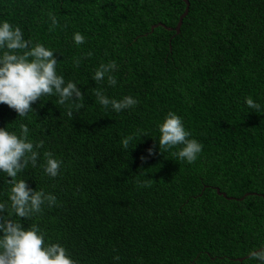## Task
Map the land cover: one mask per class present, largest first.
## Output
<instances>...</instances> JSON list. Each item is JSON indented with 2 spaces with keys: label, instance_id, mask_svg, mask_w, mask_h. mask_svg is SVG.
Instances as JSON below:
<instances>
[{
  "label": "trees",
  "instance_id": "obj_1",
  "mask_svg": "<svg viewBox=\"0 0 264 264\" xmlns=\"http://www.w3.org/2000/svg\"><path fill=\"white\" fill-rule=\"evenodd\" d=\"M189 1L178 34L183 0H0V19L51 47L82 94L70 116L55 96L24 118L0 103V127L23 122L44 141L21 177L56 196L21 223L37 224L76 264H246L264 246V111L244 103L264 105V0ZM109 62L116 85L93 78ZM98 89L137 103L117 113L98 103ZM169 111L202 144L191 163L160 150ZM46 151L63 161L56 177L40 167Z\"/></svg>",
  "mask_w": 264,
  "mask_h": 264
},
{
  "label": "clouds",
  "instance_id": "obj_2",
  "mask_svg": "<svg viewBox=\"0 0 264 264\" xmlns=\"http://www.w3.org/2000/svg\"><path fill=\"white\" fill-rule=\"evenodd\" d=\"M51 26L58 21L50 17ZM75 44L84 43L85 36L79 31L73 33ZM54 50L31 37L26 38L18 24L8 19H0V103L14 109L20 118L35 112L33 104L44 97H57L56 103L65 105L68 102V115L73 107H79L75 100L82 94L73 80H65L58 71V61L53 55ZM116 67L114 62L101 63L93 73L96 81L107 78L110 85H116L111 75ZM98 103L111 107L119 113L137 103V100L125 95L119 100L96 91ZM244 103L250 110L264 111V105L246 97ZM16 121V120H15ZM14 121V122H15ZM11 124V123H10ZM0 127V177H9L6 199L0 198V264H76L62 245L48 243L45 233L37 224L23 226L20 218H31L41 212L45 203L48 207L56 204V196L42 189L28 186L26 179L21 177L22 171L31 165L36 167L38 151L44 144L43 140L33 141L26 123H19L18 131L9 125ZM158 144L161 149L176 148L174 155L191 163L202 151V144L186 129L184 122L177 113L169 111L158 125ZM132 137L124 138L122 145L129 147ZM136 146V145H135ZM147 155H141V161L154 155L153 148L146 149ZM45 159L40 165L44 173L56 177L63 161L51 152L43 153ZM246 264H264V247L251 248L247 252Z\"/></svg>",
  "mask_w": 264,
  "mask_h": 264
},
{
  "label": "water",
  "instance_id": "obj_3",
  "mask_svg": "<svg viewBox=\"0 0 264 264\" xmlns=\"http://www.w3.org/2000/svg\"><path fill=\"white\" fill-rule=\"evenodd\" d=\"M186 4V8H185V11L184 13L181 15L180 19H179V22L175 28L176 32L179 34L180 31H181V27H182V24H183V21L184 19L187 17L188 13H189V10H190V1L189 0H183ZM164 26L163 24H156V25H153L152 28H151V31L153 32L155 28H157L158 26ZM165 27V26H164ZM168 30H174V28H169L167 27ZM264 247V246H263Z\"/></svg>",
  "mask_w": 264,
  "mask_h": 264
}]
</instances>
